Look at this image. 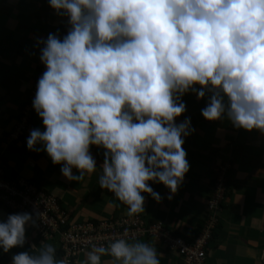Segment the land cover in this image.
<instances>
[{"label":"clouds","instance_id":"9594fccd","mask_svg":"<svg viewBox=\"0 0 264 264\" xmlns=\"http://www.w3.org/2000/svg\"><path fill=\"white\" fill-rule=\"evenodd\" d=\"M70 25L62 39H38L46 71L33 107L45 130L33 129L30 151L41 145L68 181L96 168L90 146L102 147L100 188L145 213L148 182L162 183L171 200L190 164L182 147L193 134L182 97L208 95V121L226 118L236 129L264 133V0H49ZM199 85L200 87H195ZM79 170L74 175L72 169ZM37 215H42L37 212ZM30 213L0 222V248L24 247ZM43 245V244H42ZM36 246L32 245V249ZM53 245L20 252L12 264H64ZM108 255L119 264H160L149 243L118 239L93 247L84 264Z\"/></svg>","mask_w":264,"mask_h":264},{"label":"crops","instance_id":"0c3cea01","mask_svg":"<svg viewBox=\"0 0 264 264\" xmlns=\"http://www.w3.org/2000/svg\"><path fill=\"white\" fill-rule=\"evenodd\" d=\"M66 22V17L58 16L50 7L49 0H0V153L4 152L5 164L2 162L8 173L32 179L47 192L54 193L60 205L67 207L72 220L128 216V206L113 193L100 188L105 151L102 147L90 146L97 169L79 182L68 181L60 170L63 165H54L41 145H37L41 149L38 152L28 150L26 142L31 130H45L36 111L23 137L6 151L2 148L43 66L40 61L43 45H38L37 40H46L50 33L61 38ZM182 100L186 112L176 117L175 123L188 117L195 129L182 145L190 170L171 200L168 199L169 189L162 183L149 181V186L162 200L158 203L150 194L142 192L145 213L138 215L153 222H164L174 235L195 237L208 214V201L215 184L225 169L229 198L223 204L220 224L210 243V262L264 264V133L256 129L251 132L236 129L226 118L206 120L201 110L207 105V94L198 100L196 94L189 91ZM72 171L74 175L79 174L76 168ZM8 215L10 213L0 208V222L6 221ZM25 236L24 247H14L9 253L0 248V264H12L13 255L26 251L36 254L47 245L56 248L55 259L58 260L60 243L57 239L39 238L31 223L26 225ZM131 242L149 243L156 248L162 254L158 257L160 264H184L181 255L168 248L164 239L151 237ZM32 245L36 248L32 249ZM87 253L79 257L78 264H84ZM101 264L119 262L104 255Z\"/></svg>","mask_w":264,"mask_h":264},{"label":"built area","instance_id":"2783aa9c","mask_svg":"<svg viewBox=\"0 0 264 264\" xmlns=\"http://www.w3.org/2000/svg\"><path fill=\"white\" fill-rule=\"evenodd\" d=\"M70 25L65 26L61 39L67 35ZM46 71L44 66L40 77ZM39 77V78H40ZM38 78V80H39ZM31 91V103L27 110L33 111L37 82ZM28 111L4 138L2 148L6 151L11 143L22 137L31 127V114ZM4 152L0 153L3 155ZM0 157V208L10 214L30 213L35 220L36 236L43 239H57L60 243L58 260L64 264H78L83 253L101 245L125 239L141 241L151 237L164 239L168 248L177 251L184 264H212L209 258L210 243L213 242L220 224L223 204L229 198L226 170L217 180L209 198L208 214L195 237L174 235L162 221L146 220L142 215L108 217L103 219L72 220L69 213L60 205L54 193L47 192L34 180L24 177H8ZM10 176V175H9ZM37 212L42 215H37Z\"/></svg>","mask_w":264,"mask_h":264},{"label":"trees","instance_id":"16d2710c","mask_svg":"<svg viewBox=\"0 0 264 264\" xmlns=\"http://www.w3.org/2000/svg\"><path fill=\"white\" fill-rule=\"evenodd\" d=\"M66 24H67V22H66ZM66 26V25H65ZM43 68H44V65L42 66V68L39 70V73H38V76H37V79H36V81L38 80V78L40 77V73H41V71L43 70ZM35 81V82H36ZM33 88H34V86H33ZM32 88V89H33ZM32 89H31V91H32ZM31 91H30V93H29V96L27 97V99H26V101H25V104L23 105V109H22V112H21V114L19 115V117L17 118V120H16V122H15V124H14V126H13V128L11 129V131L8 133V135L13 131V129H14V127L17 125V123L21 120V118L23 117V115L28 111L27 110V107L29 106V104L31 103V99H30V96H31ZM32 109H34V107L32 108ZM34 112H35V109L33 110V111H28V113L29 114H31V119H30V122H31V125H32V121H33V116H34ZM7 135V136H8ZM23 137V136H22ZM22 137H20L19 139H21ZM18 139V140H19ZM18 140H16V141H18ZM16 141H14V142H16ZM11 145H13V143H11L10 145H9V147H8V149L11 147ZM4 158V157H3ZM2 158V161L4 162V164H5V161H4V159ZM6 167V166H5ZM6 170H7V168H6ZM7 173H8V171H7ZM9 175H8V177H16V176H18V175H16V174H13V173H8Z\"/></svg>","mask_w":264,"mask_h":264},{"label":"rangeland","instance_id":"374dc122","mask_svg":"<svg viewBox=\"0 0 264 264\" xmlns=\"http://www.w3.org/2000/svg\"><path fill=\"white\" fill-rule=\"evenodd\" d=\"M3 156H4V155H0L1 159L3 158ZM19 177H23V176H19ZM66 208H67V207H66ZM66 208H65V210H66L67 212H69ZM209 258H210V251H209ZM213 264H214V262H213Z\"/></svg>","mask_w":264,"mask_h":264}]
</instances>
